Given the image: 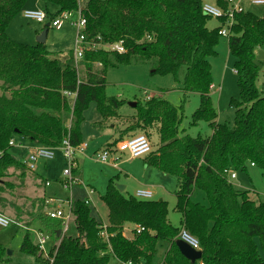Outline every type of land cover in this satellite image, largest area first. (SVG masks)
<instances>
[{
    "label": "trees",
    "instance_id": "1",
    "mask_svg": "<svg viewBox=\"0 0 264 264\" xmlns=\"http://www.w3.org/2000/svg\"><path fill=\"white\" fill-rule=\"evenodd\" d=\"M28 1L0 0V186L10 169H26L10 154V142L16 136L35 146L58 148L69 139L78 147L84 142L82 125L92 103L104 119L117 117L128 106L106 94L110 68L139 61L151 64L155 73L176 78L186 68V96L200 95L192 125L205 122L213 132L208 137L182 135L183 107L161 98L136 102L137 115L124 133L147 132L159 124L160 148L144 159V165L179 179L176 210L182 214V229L169 222L167 201L127 198L117 189L116 177L102 198L109 211V242L85 201L75 204L76 236L67 233L58 238L62 222L40 217L41 231L56 245L55 264H108L111 256L122 263L155 264L159 247L165 249L164 264H264V202L257 203L249 192L236 190L228 178L229 172L247 170L248 164L264 169V96L257 85L261 68L255 54L264 47V18L248 12L234 17L228 39L230 54L236 58L240 96L231 101L236 111L231 127L217 123L211 97L210 60L218 56L222 28L209 29L211 18L203 13L205 0H87L82 8L79 0H42L51 19L81 9L89 40L101 37L106 44L124 42V55L87 51L82 74L73 52L64 62L46 44L32 46L9 38L11 23ZM49 4L58 7L56 14L48 10ZM217 4L229 9L226 0ZM227 21L220 19L222 26ZM123 138L105 148H114ZM197 192L205 194L208 205L193 201ZM126 224L145 230L135 232L131 240L124 236ZM183 229L200 243L203 257L197 263L184 257L177 246ZM20 250L42 261L31 232H26ZM9 258L0 244V264H9Z\"/></svg>",
    "mask_w": 264,
    "mask_h": 264
},
{
    "label": "rangeland",
    "instance_id": "2",
    "mask_svg": "<svg viewBox=\"0 0 264 264\" xmlns=\"http://www.w3.org/2000/svg\"><path fill=\"white\" fill-rule=\"evenodd\" d=\"M79 1L80 3H84V0ZM205 2L218 5V0H205ZM242 5L246 12L264 18V6H254L249 0H243ZM35 6L38 8H46V4L42 0H29L26 9H28V7L34 8ZM48 8L52 14L58 12V7L55 5L49 4ZM19 16L20 14L13 22V27L16 28L19 34L17 40L22 41L21 44L37 45L39 37L37 34H41L43 27L52 22L51 17H48L45 24H39L32 20L25 19L24 15L23 17L20 16L22 18H18ZM79 18V12H73L72 21H78ZM72 21L70 22L73 23ZM70 22H67L60 31L51 28L49 41L48 43L46 42L48 47L54 49L55 47L52 46V42H55L58 49H63L64 47L60 46H64L65 44L68 45L67 50H70V48L74 49L77 30L75 27L71 26ZM220 25V21L216 19H211L208 23L210 30H215L219 28ZM12 40L14 41V39ZM216 51L218 56L210 60L214 83L211 97L218 113L217 123L228 124L232 127L235 124L236 111L231 106V101L240 96L238 75L235 72L236 58L230 54L228 38H220ZM255 54L256 61L261 68L257 85L264 96V47L258 48ZM96 69L100 70L101 66L96 65ZM80 71L81 74L84 73L82 64ZM186 72L187 69L183 68L180 71L179 78H176L173 74L162 75L160 73H155L151 64H144L139 61L129 66L110 68L107 71V96L125 101L128 103V106L124 107L122 111L118 113L117 117L106 118V125L101 122L102 116L98 111L97 104L92 103L90 105V108L85 113V121L82 125L84 143H86L89 148L85 154L79 155L78 158L80 167L82 168V183L77 186L82 189L95 190V194H93L91 198V209H93L97 217L96 219L100 223L104 224L108 222V208L102 198L107 194L110 180L116 179V177L119 176V183L116 182V185H128V189L124 191L123 195L127 198H136L135 193L139 188L133 178L139 177L140 174H138L135 169L145 159H131L128 155H122V158L119 160V170L107 168L105 165L98 162V155L103 153L104 147L114 141L117 135L118 139L124 137L122 140L124 141L138 134H146L151 142L153 152H157L160 148L159 124H155L153 127L149 128L147 132L138 130L136 132L124 133L128 127L133 125V121L135 120L134 117L137 115L135 108L129 105L130 103L139 101L144 104L146 102L145 93H148L151 95L152 99L161 98L174 106L183 107L180 111L183 118L181 124L182 135L196 138L199 135L208 137L213 134L212 129L205 122H200L198 125L194 126L192 125L193 115L200 107V95L189 94L186 96L184 92ZM112 124L114 127H117L115 136L113 134L114 129H112L111 126ZM14 143L15 146L11 148L10 154L18 161L24 162L32 152L26 150L28 142L22 137L16 136L14 138ZM55 154L56 158L54 160L47 161V168L41 167L42 165L40 166V163L36 165L35 170L32 172L27 170V168L25 171L22 169H10L7 172L8 174L2 179L3 182L0 186V214L21 223L27 228L35 230L38 228L39 230L41 224L40 217L45 216V209L47 207L46 204L44 206L42 204L44 200L39 198L38 190L40 187L42 191L46 190L48 196L57 194L54 196L58 201L57 205L69 199L73 201V190L72 192L69 190L66 191L59 186L62 185L64 171L68 169V165L61 151L57 150ZM234 173L237 175L238 179L231 180L230 182L236 190L241 192L249 191L253 197L255 196V198L264 202V169L262 167L256 166L255 168H251V164H248L247 170H238ZM34 177L38 179H34ZM161 177H164V175L161 174ZM166 178L167 180H165V183L161 180L154 181L155 185L152 189L154 197L152 200L160 201L164 199V201H167L169 203V219L172 221L173 226L182 229L180 224L181 214L176 210V194L179 190V179L175 176H166ZM28 179H33V186L30 184L28 185ZM38 180L41 186L37 182ZM46 181L51 185L50 188L46 189ZM55 191L58 193H55ZM193 201L208 205L207 198L202 192H197L193 197ZM126 232L129 236L131 235L130 231L127 230ZM69 233L72 236L77 235L74 222H71V230ZM132 233H135V231L132 230ZM25 234V230L18 228V226L14 224L6 229L0 227V244L6 249L7 255L8 251L13 253L12 256L8 255L12 258L9 264H29L31 262L20 250Z\"/></svg>",
    "mask_w": 264,
    "mask_h": 264
},
{
    "label": "built area",
    "instance_id": "3",
    "mask_svg": "<svg viewBox=\"0 0 264 264\" xmlns=\"http://www.w3.org/2000/svg\"><path fill=\"white\" fill-rule=\"evenodd\" d=\"M226 1L229 3V9L227 11H225L218 5H212L210 3L204 2L203 13L211 19H216L218 21H220V19L224 17L228 18V21L224 26L220 25V27L222 28L220 31V35L224 38H229L231 28L234 26L235 14L246 12V10L242 5L243 0ZM249 2L254 6H264V0H249ZM78 12L80 15L78 21H72V12H65L57 16L55 19H52V22L50 23V28L62 30L67 22H73H70V24L77 30L73 49L74 61L77 71L80 72V67L83 63L87 51H105L116 53L119 55H124L127 53V49L123 41L118 43L106 44L103 42L101 37L89 40L86 33L87 20L83 17L81 9ZM23 15L25 19L32 20L39 24H45L48 19V15L43 9L25 10L23 12ZM212 89H214V86L212 87ZM145 94L146 101H150L152 99L151 95L148 93ZM10 146H15L14 140L10 142ZM88 148L89 146L86 143H82V145L75 147L70 143L69 139H65L63 144L58 148H49L45 146L36 147L23 163L28 170L34 171L36 165L41 160H53L56 155L55 152L57 150L61 151L62 156L64 157L68 165V169L64 171V180L62 182V186L66 191L69 190L70 192H72L75 186L82 183L75 174V170H78L79 155L85 154ZM152 152L153 149L148 136L145 134H138L124 141H121L112 149L104 148L103 153L101 155H98V162L102 163L105 166L117 169L119 168V160L121 159L122 155H128L131 159H137L146 158ZM252 165L255 166V164ZM234 172L235 171L228 173L229 181L236 180L237 175ZM47 186H50V184L47 183ZM88 194L89 196L85 202L88 206L91 207V197L93 194H95V191L88 190ZM135 197L139 200L149 201L153 199V193L151 191L139 190L135 193ZM57 202L58 201L56 198H49L46 200V205L48 207L55 206V209L52 211H48L46 216L50 219H55L62 222L63 230L61 231V238H63V236L69 233L71 230V222L76 202L74 200L72 201V199L66 200L58 205ZM12 224L18 226V228H21L22 230H25V232H31L35 237V244L38 248V256L42 259V261L34 262L32 264H55V257L52 255V253L56 246L54 247L51 244V238L48 234L41 230L27 228L21 223L0 214L1 228L6 229ZM101 228L102 237L106 242H109V234L107 231L108 226L102 224ZM144 230V228L137 226L134 231L137 234H141ZM179 239L189 244L193 249L201 251L199 241L191 236L186 230H181Z\"/></svg>",
    "mask_w": 264,
    "mask_h": 264
},
{
    "label": "crops",
    "instance_id": "4",
    "mask_svg": "<svg viewBox=\"0 0 264 264\" xmlns=\"http://www.w3.org/2000/svg\"><path fill=\"white\" fill-rule=\"evenodd\" d=\"M84 3H80V1H79V5H80V8H82V7H84L85 5H86V3H87V0H84L83 1ZM25 9H26V7H25ZM25 9H24V11H25ZM34 9H43V10H45L46 8H38L37 6H35L34 8L33 7H28V9H26V10H34ZM48 10H49V8H48ZM23 11V12H24ZM50 11V10H49ZM23 12L20 14V16H22L23 17ZM18 17V18H22V17ZM13 22H14V20H13ZM13 22L11 23V25H10V27H9V29H8V36H9V38L12 40V39H14V41L15 42H17V43H22V41H20V40H17V38L19 37V34H18V31L16 30V28H14L13 27ZM221 24V23H220ZM72 26V25H71ZM12 27H13V30H12ZM44 28L45 27H43V29H42V31L44 30ZM50 30H51V28H50ZM50 30L48 31V36H47V43H48V41H49V38H50ZM58 31H60V30H58ZM41 34H37V36H40ZM52 46L53 47H55L54 49H51L50 47H48V49H49V51L52 53V54H54L53 56H57V55H59V57L65 62V61H67V59H68V52L70 53V52H73V49L72 48H70V50H67L68 49V45L67 44H65L64 46L62 45V46H60V47H64L63 49H58V47L56 46V43L55 42H52ZM74 55V54H73ZM70 58V57H69ZM82 66H83V68H84V64L82 63ZM101 122H103L104 124H106V122H105V119L102 117L101 118ZM107 125V124H106ZM112 126V129H114L113 130V134H114V136H115V133H117V127L115 126L114 127V125L112 124L111 125ZM118 136V135H117ZM117 136H115L114 138V141L115 140H117L118 139V137ZM113 137V136H112ZM25 140V139H24ZM114 141H112L111 143H113ZM28 142V147L26 148V150H29V151H33L36 147H38V146H35V145H33V144H31L29 141H27ZM84 143V142H83ZM110 143V144H111ZM106 147V146H105ZM104 147V148H105ZM100 150H102V149H100ZM99 150V151H100ZM32 153V152H31ZM30 153V154H31ZM55 158H56V155H55ZM54 158V159H55ZM122 158V157H121ZM53 159V160H54ZM41 163V164H40ZM38 164H40V166L41 167H46L47 168V164H48V162L47 161H44V160H41ZM120 165V164H119ZM119 165H118V167H119ZM107 168H111V169H114V170H119V168H117V169H115V168H112V167H108V166H106ZM256 166H253L252 164H251V168H255ZM81 167H80V163H79V161H78V173L76 174L77 175V177L80 179V181L82 180L81 178H82V172H81ZM28 170V169H27ZM136 171H137V173L138 174H140L139 175V177H137V178H133L134 180H135V182L137 183V187L139 188V190H146V191H151L152 192V189H153V187H154V181H156V180H161L162 182H164L165 183V180H167V178H166V176H168V175H165V174H163L162 172H160V171H158L157 169H155V168H152V167H147V166H145L144 165V161H142V163H140L138 166H137V168L135 169ZM30 172H32V171H30ZM156 172H160V173H156ZM84 173V172H83ZM161 174H163L164 175V177H161ZM39 177H41V176H39ZM107 177H109V176H107ZM115 177V176H114ZM34 179H38V178H36V177H34ZM110 179V178H109ZM119 179H120V177L118 176V178H117V183H119ZM236 179H238V177L236 178ZM38 183H39V185L41 186V184H40V181L38 180L37 181ZM47 182V181H46ZM28 185L30 184L31 186H33V179H28ZM47 183H49V182H47ZM47 183H45V186H46V189L47 188H50L51 187V185L50 186H47ZM59 186H61L62 188H63V186L62 185H59ZM64 189V188H63ZM128 189V185H125V191ZM65 190V189H64ZM139 190H137V191H139ZM39 192V198L40 199H43L44 201H43V206L46 204V201L45 200H47V199H49V198H55L54 196H56L57 194H55L54 196H48L47 195V193H46V190L45 191H42V189H41V187H40V189L38 190ZM95 191V190H94ZM136 191V192H137ZM247 192H249V191H247ZM37 193V194H38ZM55 193H58L57 191H55ZM124 193V192H123ZM153 193V192H152ZM72 195H73V200L75 201V202H78V201H86V199L88 198V196H89V194H88V190L85 188V189H82V188H80L79 186H77V187H74V189H73V192H72ZM249 196H250V198L252 199V200H254V201H256L257 203H261V202H263V201H261V200H258L257 198H255V196L253 197L251 194H250V192H249ZM153 197H154V193H153ZM92 198V197H91ZM162 200H164V199H162ZM45 202V203H44ZM169 204V203H168ZM45 209V208H44ZM43 209V210H44ZM55 209V207H46V209H45V211H46V214H45V216L47 215V212L48 211H52V210H54ZM108 213H109V211H108ZM180 214V213H179ZM93 216L95 217V218H97L96 216H95V214H94V211H93ZM47 217V216H46ZM168 219H169V215H168ZM169 222L173 225V223H172V221L169 219ZM181 222H182V214L180 215V224H181ZM104 225H106V226H109V224H108V222L107 223H104ZM40 227V229L39 230H41L42 229V227H41V225L39 226ZM135 225L133 226V225H131V224H126L125 226H124V236L125 237H127V238H129V239H133L134 238V236H135V233H132V230H135ZM37 230H38V228H37ZM130 231V233H131V235L129 236L128 234H127V232L126 231ZM35 238V237H34ZM35 242H36V240H35ZM51 244L55 247L56 245L52 242V240H51ZM164 256H165V249L164 248H162V247H159L158 248V251H157V256H156V262H155V264H164ZM29 259H30V263L29 264H32V263H34V262H36V260L33 258V257H29V256H27ZM263 257H264V254H263ZM109 263L110 264H126V263H122L121 261H119L115 256H111V258H110V261H109ZM140 264H146L145 262H142V263H140Z\"/></svg>",
    "mask_w": 264,
    "mask_h": 264
},
{
    "label": "water",
    "instance_id": "5",
    "mask_svg": "<svg viewBox=\"0 0 264 264\" xmlns=\"http://www.w3.org/2000/svg\"><path fill=\"white\" fill-rule=\"evenodd\" d=\"M49 28H50V24H47L45 26L44 30L42 31L41 35L38 37V44H46ZM129 105L133 108L137 107L136 102L130 103ZM117 189L121 193H123L125 191V186L117 185ZM61 235H62V232L59 231L57 234L58 238H60ZM177 246L179 247L182 255L184 257H186L192 263H197L203 257L202 251H197V250L193 249L189 244H187L186 242H184L180 239L177 241ZM12 254L13 253L11 251H8L9 256H12Z\"/></svg>",
    "mask_w": 264,
    "mask_h": 264
}]
</instances>
